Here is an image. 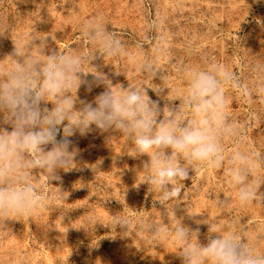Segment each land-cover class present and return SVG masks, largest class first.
Wrapping results in <instances>:
<instances>
[{"label": "rangeland", "instance_id": "obj_1", "mask_svg": "<svg viewBox=\"0 0 264 264\" xmlns=\"http://www.w3.org/2000/svg\"><path fill=\"white\" fill-rule=\"evenodd\" d=\"M90 20L121 40L127 53L97 58L93 64L113 85L163 89L159 96L148 89L161 108L168 100H176L171 103L178 107L188 69L218 64L234 73L250 93L245 97L224 85L226 112L241 133L223 140L224 167L195 166L189 179L179 182L180 199L164 209L159 194L140 184L147 175V155L134 157V145L118 132L95 126L83 136L76 132L69 137V151L76 152L74 169L59 170L50 183L44 172H29L47 206L32 217L0 220V264H182L180 246L172 239L181 223L199 229L193 243H206L211 225L222 233L245 235L264 254V0H0V66L10 64L13 40L23 43L32 37L48 38V50L63 54L93 53L94 46L82 35ZM146 61L162 79L152 80L140 70ZM82 70L94 69L84 63ZM84 79L91 91L84 84L77 96L92 103L105 89L92 83L91 74ZM0 127L11 130L7 124ZM237 148L255 153L260 161L249 178L262 184L258 199L247 206L236 199L228 175L227 158ZM125 219L133 226L128 232L116 226ZM154 225L169 233L160 245L149 231Z\"/></svg>", "mask_w": 264, "mask_h": 264}, {"label": "clouds", "instance_id": "obj_2", "mask_svg": "<svg viewBox=\"0 0 264 264\" xmlns=\"http://www.w3.org/2000/svg\"><path fill=\"white\" fill-rule=\"evenodd\" d=\"M82 35L94 46L93 53L63 54L48 50V38L40 41L32 37L23 43L13 40L14 50L8 55L10 64L0 66V123L11 127L10 131L0 127V220L32 217L47 206L46 199L37 194L30 182L29 172H44L50 183L58 179L59 170L74 169L76 152L69 151V137L76 132L86 135L93 126L101 132H118L134 145V157L147 155L149 159L143 164L147 175L140 184H147L159 194L157 201L164 209L169 201L180 199L183 186L179 182L189 179L195 166L224 167L222 142L241 133V126L231 121L226 112L224 85L239 90L245 97L250 93L223 66L212 64L204 70H186L187 86L177 98L178 107L171 103L176 100L166 98L169 103L161 108L158 101L150 98L148 89L157 96L163 89L129 83L127 87L113 85L108 75L93 64L97 58L126 55L121 40L91 20L83 25ZM84 63L94 70L83 71ZM139 68L152 80L162 79L150 62ZM89 74L92 83L105 89L92 103L77 96L78 89L89 84L84 79ZM88 90L91 91V84ZM49 103L51 108L42 107ZM61 130L63 135L58 139ZM227 163L240 205L257 201L262 184L249 182L260 163L256 154L237 148ZM116 226L126 232L133 227L126 219L116 221ZM140 228L143 230L144 225ZM149 231L157 245L169 238L168 231L160 226L154 225ZM194 234L199 236V229L183 223L173 230L172 239L180 246L177 255L182 264H264V254H258L247 237L237 231L222 233L209 225L206 243L199 239L193 243Z\"/></svg>", "mask_w": 264, "mask_h": 264}, {"label": "water", "instance_id": "obj_3", "mask_svg": "<svg viewBox=\"0 0 264 264\" xmlns=\"http://www.w3.org/2000/svg\"><path fill=\"white\" fill-rule=\"evenodd\" d=\"M62 137V133L60 134V136H58V139Z\"/></svg>", "mask_w": 264, "mask_h": 264}]
</instances>
